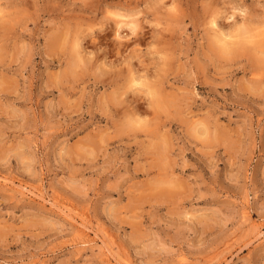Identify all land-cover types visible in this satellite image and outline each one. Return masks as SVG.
Wrapping results in <instances>:
<instances>
[{
    "label": "rangeland",
    "instance_id": "rangeland-1",
    "mask_svg": "<svg viewBox=\"0 0 264 264\" xmlns=\"http://www.w3.org/2000/svg\"><path fill=\"white\" fill-rule=\"evenodd\" d=\"M261 29L264 0H0V264H264Z\"/></svg>",
    "mask_w": 264,
    "mask_h": 264
},
{
    "label": "bare ground",
    "instance_id": "bare-ground-1",
    "mask_svg": "<svg viewBox=\"0 0 264 264\" xmlns=\"http://www.w3.org/2000/svg\"><path fill=\"white\" fill-rule=\"evenodd\" d=\"M116 15V14H115ZM130 16V15H129ZM118 17H121V18H123V16L122 15H118ZM115 23H116V25H134V22L132 21V20H130V21H128V22H125L124 23V21L123 20H120V19H118V20H116L115 21ZM132 30H135V25H134V28H132ZM219 37V38H218ZM217 38H218V42H219V44L221 45V49H225L226 47H227V42L224 40V37H225V35H220V36H218ZM244 37V36H243ZM221 42H223V43H221ZM229 43V42H228ZM230 44V43H229ZM230 49H231V47H230ZM229 51V50H228ZM230 52V51H229ZM19 187V186H18ZM20 189H21V186H20ZM24 189V188H23ZM20 191V193L21 194H25V192H21V190H19ZM28 192H30L29 190H27ZM31 194H34V193H32V192H30ZM39 196L42 198V196H41V192L39 191ZM37 194V195H38ZM85 216V215H84ZM79 220H80V222H78L77 223V225H78V228H77V231H76V233H75V235H74V237H73V240L74 241H76V242H78V241H81V242H86L87 241V239H86V237H87V234H86V230L88 229L87 228V226H86V224H85V219H84V217H83V214L82 215H80L79 216ZM106 238L111 242V243H113L114 242V238H113V236L112 235H110V234H106Z\"/></svg>",
    "mask_w": 264,
    "mask_h": 264
},
{
    "label": "snow or ice",
    "instance_id": "snow-or-ice-1",
    "mask_svg": "<svg viewBox=\"0 0 264 264\" xmlns=\"http://www.w3.org/2000/svg\"><path fill=\"white\" fill-rule=\"evenodd\" d=\"M108 15L109 16H112L113 13L109 12ZM240 15L243 16L244 13L242 12V13H240ZM229 20L231 22H233V23H236V20L233 17H229ZM246 23H247V21H241L239 24H237V27H236L235 31L237 33H239L242 29H245ZM119 27H120V25L118 24L117 25V28H119ZM129 27L130 28H134V25H129ZM211 27L213 29L217 28V22H216L215 18H213L212 21H211ZM261 31L264 32V29H261ZM221 35L223 36V33H221ZM232 39H237L238 40L239 37H234L233 35H228V36H225L224 37V40L225 41L232 40ZM261 39L264 40V36H262ZM133 43H135V41H133ZM221 43H223V42H221ZM244 43H251V41L250 40H245ZM133 86L134 87L136 86L135 81H133Z\"/></svg>",
    "mask_w": 264,
    "mask_h": 264
}]
</instances>
